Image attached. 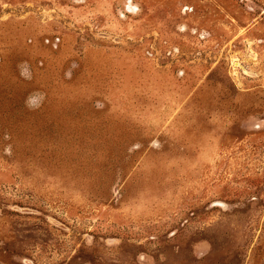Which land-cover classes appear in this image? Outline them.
<instances>
[{"label": "rangeland", "instance_id": "1", "mask_svg": "<svg viewBox=\"0 0 264 264\" xmlns=\"http://www.w3.org/2000/svg\"><path fill=\"white\" fill-rule=\"evenodd\" d=\"M0 264H264V0H0Z\"/></svg>", "mask_w": 264, "mask_h": 264}]
</instances>
